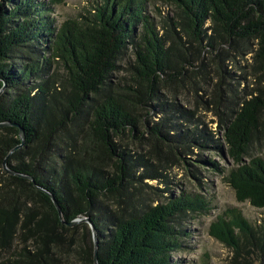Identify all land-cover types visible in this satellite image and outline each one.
<instances>
[{"label": "trees", "instance_id": "trees-1", "mask_svg": "<svg viewBox=\"0 0 264 264\" xmlns=\"http://www.w3.org/2000/svg\"><path fill=\"white\" fill-rule=\"evenodd\" d=\"M62 1L0 0V264H47V250L29 242L80 215L97 230L86 264H96L95 249L98 264H175L182 233L173 217L210 202L184 193L147 205L141 184L160 174L134 144L174 160L194 143L223 149L179 90L224 113L219 128L236 164L225 179L238 201L264 208V154L245 160L264 136V0H160L173 8L158 7L159 21L152 0H97L58 25L48 11ZM208 57L219 59L212 70L203 67ZM241 59L250 69L241 66L242 95L227 81ZM211 83L207 100L200 92ZM209 233L236 253L264 250V224L236 206Z\"/></svg>", "mask_w": 264, "mask_h": 264}, {"label": "rangeland", "instance_id": "rangeland-1", "mask_svg": "<svg viewBox=\"0 0 264 264\" xmlns=\"http://www.w3.org/2000/svg\"><path fill=\"white\" fill-rule=\"evenodd\" d=\"M43 1L49 2V0ZM96 1L63 0L60 3H50L51 11L48 13L55 18L56 24L60 25L66 19L76 18L82 13H87L93 8ZM12 3L14 4V2ZM158 7L163 11L169 9L168 12L173 8L160 0H152L148 7L149 12L158 21L162 18V15H159ZM33 46H40L41 49L47 45L33 44ZM31 49L29 48V50ZM32 54L37 53L33 52ZM202 56L206 57L208 53L203 51ZM125 62L126 58L122 64ZM218 63V58L212 61L208 57L203 67L212 70ZM245 64V60L241 59L236 64L233 75L229 74L231 79L227 80L240 91L241 95L244 93V88L248 86L244 78L245 69H242L241 66L247 67V71H250L249 66ZM54 69L55 67L52 70ZM208 87L210 89L208 95L204 91L200 92L205 95L207 100L211 98L212 88L210 87H212V83ZM178 98L188 107H198L201 120L208 126L209 132H213L219 137L223 149H209L200 142L194 143L190 150L181 155L179 159L174 160L169 159L162 152L159 154L150 151V145L147 143L141 145L137 142L134 144V149L138 148L150 158L152 162L150 168L157 170L160 174L155 177H147L141 184L144 188L143 197L147 200V205L165 204L184 193L202 196L210 202V209L207 211L183 210L178 211L173 217L175 219L174 224L181 230L182 235L181 246L172 252V260L175 264H264V250L260 246L248 245L246 249L236 253L231 247L210 235L209 226L211 222L227 207H239L255 227L264 224V208H257L249 201H238L234 189L225 179L227 171L235 167L236 164L227 152L223 130L219 128V122L224 117V113L219 116L213 110V105L210 104L208 108L206 107L205 101H200L197 105L191 91L185 93L183 90H179ZM262 154H264V136L253 140L245 160L248 161L250 157ZM202 159L215 161L224 171L216 169L212 164L203 162ZM144 170L142 168L140 172ZM67 226L68 230L57 231L54 227L47 225L43 229V233L47 234L45 239L42 241L31 240L29 242L30 248L32 250H37V246L45 248L48 252L47 257H49L47 264H86L88 244L91 242L95 246L92 227L86 219ZM86 226L89 227V233L86 232Z\"/></svg>", "mask_w": 264, "mask_h": 264}, {"label": "water", "instance_id": "water-1", "mask_svg": "<svg viewBox=\"0 0 264 264\" xmlns=\"http://www.w3.org/2000/svg\"><path fill=\"white\" fill-rule=\"evenodd\" d=\"M5 83L6 82H4L3 86L0 88V95L2 94L3 90L5 89V85H6ZM5 124H7V122H0V126H3ZM20 136H21V139L23 141L25 139V133H24V130L23 129H20ZM22 144H23V142L20 145L16 146V148L22 146ZM5 165H6V163H5ZM6 168L8 169L7 166H6ZM10 172H13V171H10ZM46 192L52 197V199L55 201L57 207L59 208L58 202L55 199V197L53 196V194L50 193L49 191H46ZM59 211L61 212V209L60 208H59ZM83 219H86L89 222V224L91 225L92 230H93V233H94V238H95V247H97V230H96V227L93 224L92 218L90 216L80 215L77 218H75L74 220L70 221L69 224L75 223V222H77L79 220H83ZM94 261H95L96 264H98L97 249H95Z\"/></svg>", "mask_w": 264, "mask_h": 264}]
</instances>
